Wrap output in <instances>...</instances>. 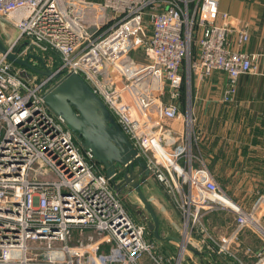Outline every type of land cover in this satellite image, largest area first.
<instances>
[{"label":"built area","instance_id":"built-area-1","mask_svg":"<svg viewBox=\"0 0 264 264\" xmlns=\"http://www.w3.org/2000/svg\"><path fill=\"white\" fill-rule=\"evenodd\" d=\"M218 2L0 0V20L17 32L12 50L25 40L20 57L55 53L53 71L79 74L103 101L180 210L187 243L195 248L190 236L199 228L196 250L264 264V195L246 209L216 182L199 152L191 114L194 82L226 74L221 102L230 104L239 76L258 70L241 50L246 31L231 26ZM20 72L0 56V264H183V238L169 241L172 254H165L43 103L52 79L31 85ZM218 210L235 218L231 237L246 227L262 236L245 262L202 236L203 219Z\"/></svg>","mask_w":264,"mask_h":264},{"label":"crops","instance_id":"crops-1","mask_svg":"<svg viewBox=\"0 0 264 264\" xmlns=\"http://www.w3.org/2000/svg\"><path fill=\"white\" fill-rule=\"evenodd\" d=\"M218 11L230 16L233 28L246 31L248 40L241 50L255 58L258 70L256 74L239 76L235 100L230 104L221 102L229 84L226 74L214 72L192 84L191 114L200 130L198 149L222 188L259 187L264 184V0H219ZM217 22L220 23L219 18ZM229 40L234 46L233 34ZM11 43L9 40V45ZM171 125L180 127L175 122ZM152 179L143 190L157 210L159 232L163 236L180 237L174 231L180 222L177 211ZM215 212L208 214L207 219ZM213 256L216 264H219L217 257L224 259ZM193 257L192 264H202L198 257ZM203 261L214 264L208 255Z\"/></svg>","mask_w":264,"mask_h":264},{"label":"water","instance_id":"water-1","mask_svg":"<svg viewBox=\"0 0 264 264\" xmlns=\"http://www.w3.org/2000/svg\"><path fill=\"white\" fill-rule=\"evenodd\" d=\"M0 56L26 73H34L51 80L42 95L43 103L74 135L81 148L91 154L99 165L112 190L118 196H135L141 209L148 215L146 227L152 239L168 255L172 254L169 241L181 242L180 237L163 236L159 232L157 210L143 188L152 179L146 164L116 123L103 101L92 91L83 78L75 72H59L47 68L43 58L33 53L20 57L0 38ZM153 180V179H152ZM185 249L205 264L208 255L216 264L213 254L196 250L189 243ZM185 264H192L187 258Z\"/></svg>","mask_w":264,"mask_h":264},{"label":"rangeland","instance_id":"rangeland-1","mask_svg":"<svg viewBox=\"0 0 264 264\" xmlns=\"http://www.w3.org/2000/svg\"><path fill=\"white\" fill-rule=\"evenodd\" d=\"M16 35H17V32L12 26L7 24L6 21L0 20V38L5 44L9 45V40L13 41L14 38H16ZM25 46H26L25 40H22L19 42V44L15 48H13L12 51L18 53ZM33 54L42 57V54H45V53H40L34 50ZM47 57L54 59L55 61L54 57H57V55L55 53H48V55H46L45 58ZM51 59L46 60L45 64L47 68L53 70ZM57 64H58V59H57ZM13 67L16 70L21 71L20 72L21 77L30 79L31 85L38 84L43 78L34 73H26L23 71V69L19 68L18 66L13 65ZM194 129L197 132V134H199L200 130L196 122H195ZM155 188L157 189V191H159L157 184L155 185ZM225 190L227 191V194L235 202L240 204L242 207H245L246 209H250L256 197H258L259 195H264V184L263 186L252 187V188L227 187ZM163 193H164V197L167 200H169L172 206L174 207L173 209L177 211V214H176L175 213L176 211L172 209V212H174L180 220V222L178 223V226L175 228L174 231L177 235H180V238L181 237L183 238V221H182L181 212L180 210H178V208L175 207L173 203V199L170 196L166 195L164 191ZM119 198L121 199V202L123 203L126 212L136 222L142 223V222H145V220L147 221L149 219L148 215L141 209L140 203L136 199L135 196L122 195V196H119ZM261 212L264 213V206L262 207ZM263 220H264V217H263ZM234 221H235V218L233 217L232 214L224 210H218L217 212L209 216L208 219H207V216L203 219L202 224H203L205 233L202 236L206 235V241L208 243H211V240L207 238V234H208L209 237L213 241H215L219 245H224L225 249H227L230 253H232L238 260L245 262L246 260H248L247 259L248 256L251 255L254 251H256L263 244V238L256 232L254 228H248V227L242 228L241 230H239V232L235 236L231 237L232 232L233 233L235 232ZM261 223L264 225V221H261ZM200 235L201 234H199V228H198L197 234L196 232L193 231L192 236H190V240H192V243L194 244L195 248H196V245L194 241L200 239L201 238ZM149 236H150V232H149ZM216 256H219V255H216ZM223 257H224L223 260L221 259V257L220 258L217 257V259H219L217 260V263L237 264L234 258L226 257V256H223ZM185 258L189 259L191 262L194 261L195 259V257H193V255H191L188 251H186L185 253ZM181 263L185 264L184 261H182Z\"/></svg>","mask_w":264,"mask_h":264},{"label":"trees","instance_id":"trees-1","mask_svg":"<svg viewBox=\"0 0 264 264\" xmlns=\"http://www.w3.org/2000/svg\"><path fill=\"white\" fill-rule=\"evenodd\" d=\"M48 53H53V52H46L45 54H42V58H43V60H44V62L46 61V60H49V59H51V58H45L46 57V55H48ZM55 58V61H54V59H51V64L53 65V66H55L56 64H57V59H58V57H54ZM150 239H152V236H151V234H150V236H148Z\"/></svg>","mask_w":264,"mask_h":264},{"label":"bare ground","instance_id":"bare-ground-1","mask_svg":"<svg viewBox=\"0 0 264 264\" xmlns=\"http://www.w3.org/2000/svg\"><path fill=\"white\" fill-rule=\"evenodd\" d=\"M187 238H188V233L186 232V226H185L184 230H183V240H182L183 246H185V244L187 243ZM182 248H184V247H182Z\"/></svg>","mask_w":264,"mask_h":264},{"label":"flooded vegetation","instance_id":"flooded-vegetation-1","mask_svg":"<svg viewBox=\"0 0 264 264\" xmlns=\"http://www.w3.org/2000/svg\"><path fill=\"white\" fill-rule=\"evenodd\" d=\"M147 221H148V220H147ZM147 221L145 220V222H144V223H145V225H146Z\"/></svg>","mask_w":264,"mask_h":264}]
</instances>
